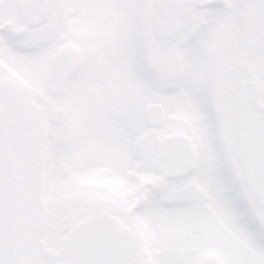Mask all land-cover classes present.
<instances>
[{
	"label": "snow or ice",
	"instance_id": "6c2138e0",
	"mask_svg": "<svg viewBox=\"0 0 264 264\" xmlns=\"http://www.w3.org/2000/svg\"><path fill=\"white\" fill-rule=\"evenodd\" d=\"M0 264H264V0H0Z\"/></svg>",
	"mask_w": 264,
	"mask_h": 264
}]
</instances>
